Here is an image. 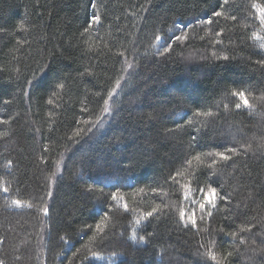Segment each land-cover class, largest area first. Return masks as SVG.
<instances>
[{
  "label": "trees",
  "instance_id": "trees-1",
  "mask_svg": "<svg viewBox=\"0 0 264 264\" xmlns=\"http://www.w3.org/2000/svg\"><path fill=\"white\" fill-rule=\"evenodd\" d=\"M256 4L0 0L4 264H264Z\"/></svg>",
  "mask_w": 264,
  "mask_h": 264
},
{
  "label": "snow or ice",
  "instance_id": "snow-or-ice-1",
  "mask_svg": "<svg viewBox=\"0 0 264 264\" xmlns=\"http://www.w3.org/2000/svg\"><path fill=\"white\" fill-rule=\"evenodd\" d=\"M224 2L227 3V0H224ZM253 7L256 8L257 13L259 14L260 22H261L262 24H264V6H261V5H259V4H256V5H253ZM215 14H216L217 16H221V15H223L222 12H217V13H215ZM99 19H100V18H99L98 16L93 15L92 18H91V22H92V23H98V22H99ZM232 19H236V18L233 16ZM209 23H211V21H209ZM255 38H256L257 40H260V39H261V37H259L258 35H257ZM156 39H157V40H160L161 37L157 36ZM176 39L179 40V39H182V37H176ZM261 47H264V43L261 44ZM233 95L239 97V99L243 102V105H244V106L249 107V108L251 107V105L249 104V101H248V99H247V96H246V94H245L243 91H240V92H234ZM235 107H236L237 109H239V108L241 107V104H240V103H237V104L235 105ZM202 114H203V115H210V113H202ZM0 122H2V121H0ZM228 151H230V152H235L236 149H235V148H232V149H228ZM216 155H217V156H220V157H221L222 159H224V160H229V159L231 158L230 156L226 155V154L223 153V152H218V153H216ZM197 159H199V157H197ZM3 190H4L5 192L8 191V189H7L6 187H5ZM216 195H217V193H216V189H215V188H212V189L210 190V192L207 194V196H206V203H207L210 207H213V208H214V207L216 206V203H215V197H216ZM116 198H117L116 196H113V199H116ZM14 203H15L17 206L20 205V202H19V201H14ZM125 207H127V206L125 205ZM199 207H200L201 211L203 212V210L205 209V203H201V204L199 205ZM44 212L47 213V209H46V208L44 209ZM145 215H146L147 217H150V216H152V212H148V213H146ZM208 215L210 216V215H211V212H209ZM202 218H203V217H201V219H202ZM180 219H181V220H185L186 222L190 223L192 226H195V225L197 224V219H196V217H195V214H193L192 217H187V216H186V213H185L184 211H181V212H180ZM137 223L139 224V220H137ZM185 226H187V223H186ZM244 230H250V229H244ZM230 235H235V233H231ZM231 254H232L231 252L228 253L229 256H230ZM215 258H216L215 255H213V256H212V259H215ZM0 264H4V262H3L2 260H0Z\"/></svg>",
  "mask_w": 264,
  "mask_h": 264
}]
</instances>
